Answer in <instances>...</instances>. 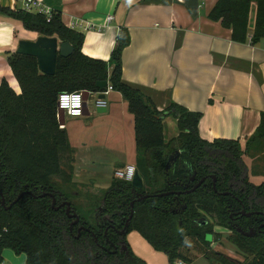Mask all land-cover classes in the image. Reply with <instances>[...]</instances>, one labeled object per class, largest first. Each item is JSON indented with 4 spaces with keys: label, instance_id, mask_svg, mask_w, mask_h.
<instances>
[{
    "label": "trees",
    "instance_id": "16d2710c",
    "mask_svg": "<svg viewBox=\"0 0 264 264\" xmlns=\"http://www.w3.org/2000/svg\"><path fill=\"white\" fill-rule=\"evenodd\" d=\"M253 2L257 11L250 42L257 44L264 40V0H217L209 17L231 29L233 41L245 43ZM0 16L74 47L70 56L58 55L53 75L41 72L33 56L16 51L7 58L22 92L16 93L6 79L0 83V259L5 248H12L26 254L27 264H147L128 243L127 235L136 231L165 253L169 264L192 263V249L212 262L234 264L210 249L208 236L219 240L224 234L251 258L243 264H264V181H251L244 160L263 150L264 112L245 145L234 139L209 141L200 134L201 111L178 103L160 111L123 79L122 54L130 43L129 32L118 37L106 61L83 53L85 34L69 28L60 12L48 17L0 4ZM103 81L121 92L135 117L136 167L144 186L113 176L101 195H86L84 204L77 205L73 198L81 194L69 192L74 149L60 124L58 97L63 91L106 92L108 87L98 86ZM167 116L177 118L180 130L169 141L164 137ZM57 176H62L61 183ZM202 179L191 193H172L192 189ZM46 192L55 194V206L51 196H42ZM141 194L152 196L139 200ZM63 201L71 202L70 213L61 206ZM242 211L260 213L242 216ZM238 227H254L256 233L248 237Z\"/></svg>",
    "mask_w": 264,
    "mask_h": 264
},
{
    "label": "crops",
    "instance_id": "0c3cea01",
    "mask_svg": "<svg viewBox=\"0 0 264 264\" xmlns=\"http://www.w3.org/2000/svg\"><path fill=\"white\" fill-rule=\"evenodd\" d=\"M42 1L60 12L69 28L74 24L72 29L85 34L83 53L89 57L108 61L118 37L129 32L130 43L122 54L123 79L160 111L172 103L201 111L199 130L204 139H234L245 145L256 134L264 112V40L254 45L250 42L256 2L252 4L248 40L239 43L233 41L231 29L209 17L217 0ZM0 4L24 10L22 0H0ZM109 16H113L111 21ZM41 35L17 20L0 16V78L13 74L7 58L17 51L19 42L35 41ZM108 67L112 72L113 65ZM107 89L106 93L88 94L83 117H69L77 123V138L68 131V116L64 125L74 149L73 181L83 185L93 181L103 189L110 186L117 169L136 165L138 159L135 117L128 101L110 83ZM101 94L108 107L89 109L90 97ZM163 124L166 141L179 135L177 118L167 116ZM244 160L251 181L262 183L264 158L248 155ZM127 240L133 253L147 264H169L168 256L156 251L139 232H130ZM2 258L9 264H27L26 254L12 248H5Z\"/></svg>",
    "mask_w": 264,
    "mask_h": 264
},
{
    "label": "water",
    "instance_id": "95a60500",
    "mask_svg": "<svg viewBox=\"0 0 264 264\" xmlns=\"http://www.w3.org/2000/svg\"><path fill=\"white\" fill-rule=\"evenodd\" d=\"M17 52L22 54V55L33 56V57L37 58L38 67H39L40 71L45 73V74H48V75H53L55 73V70H56V63H57L58 55H61L62 57H68L71 54H73L74 47L69 42H61L59 44L57 37H48V36L41 35L35 41L21 40L19 42ZM108 85H109L108 81H103V82L98 83L99 87H108ZM84 94H85V100H87L89 92L86 91V92H84ZM100 97L103 98L104 94H101ZM59 118H60V124L64 125L65 124L64 110H59ZM213 178L216 179L215 176ZM132 181H133L134 185H136L139 188L144 186L143 179L140 177L138 171L136 172ZM204 181H205V179H202L192 189H187L186 191H177V192H172V193H175L177 195L181 194V193H191V192L195 191L197 188H199L204 183ZM168 194H170V193H160V194H158V196H165ZM223 194H228V192L223 193ZM47 195L51 196L54 199L53 204L55 206V204L57 202L56 198H55V194L52 192H46L42 196H47ZM150 196H152V195L151 194H141L139 200H144ZM61 206H67V210L70 213V211H71V202L70 201H63ZM133 206H134V203H132V207ZM184 208H186V206ZM254 213H260V212L247 213L244 211L242 213V215L251 216ZM132 216H133V211H132L130 219L132 218ZM73 217H76L78 220V216L76 213L73 214ZM199 224L204 225V224H206V222H200ZM127 226H128V224H127ZM237 230L246 236H251L252 233L255 232V231L245 232L241 228H237ZM121 233L122 234L125 233V230H122ZM123 249L124 250L127 249L126 245L123 246Z\"/></svg>",
    "mask_w": 264,
    "mask_h": 264
},
{
    "label": "rangeland",
    "instance_id": "374dc122",
    "mask_svg": "<svg viewBox=\"0 0 264 264\" xmlns=\"http://www.w3.org/2000/svg\"><path fill=\"white\" fill-rule=\"evenodd\" d=\"M6 69H8V68H6ZM12 73L13 74H11V73H10V75L9 74L8 75L6 74L3 78H0V83L3 81V79H6V81L10 85L11 81L16 78V76H15V74L13 72V69H12ZM10 87H11V85H10ZM20 92H22V91L20 90ZM16 93H18V92H16ZM96 97H97L96 95H92L90 97V99L88 100V107L91 110H93L95 108V101L97 99ZM67 122H68L67 123L68 131H70V133H71V135L73 137H76L77 138V136H79V132H78L79 129L77 127V123L75 122L74 118L67 117ZM258 155H261L264 158V153L262 154L260 152L259 154H257V156ZM64 163L66 164L65 165V168L68 170V167H67L68 165L67 164H69V162H68V159L67 158L64 160ZM113 169H114V167L112 168V170L110 169L111 176H113ZM114 176L116 177V174H114ZM116 178H118V177H116ZM257 180H259V179H257ZM56 181H58L59 183H61L63 181L62 176H57L56 177ZM74 182L71 185L69 192L73 196H75L74 193H77V194L80 193L81 194V197H74L73 198L74 202L77 205L84 204V201H85L84 198H85L86 195H101L102 192L105 190L103 188H99V187L95 186V184L93 183V181L86 182V184H84V185L83 184H78L77 182L74 183ZM102 182H104V181H101V183ZM65 187L66 186H64V188ZM224 235L225 236H223L219 240H215V238L213 237V235H209L208 236V241L212 242L211 245H210V249L212 251L222 253L224 255V257H226L227 259H229L230 261H232L234 264H243V263H248L249 261H251V258L245 256L242 252H240L239 249H238V247L234 244V242L232 240H230L229 234H227V235L224 234ZM192 253L196 257L194 259V261H192L193 264H204V262H207V263L210 262L211 264H219V263L212 262V260L207 259L205 256L201 255L200 253H198L194 249H192Z\"/></svg>",
    "mask_w": 264,
    "mask_h": 264
},
{
    "label": "built area",
    "instance_id": "2783aa9c",
    "mask_svg": "<svg viewBox=\"0 0 264 264\" xmlns=\"http://www.w3.org/2000/svg\"><path fill=\"white\" fill-rule=\"evenodd\" d=\"M23 8L27 11H39L44 13L46 16L51 17L53 15V11L44 5L42 0H22ZM113 16H109L107 18L108 21H111ZM72 28L75 27L74 24L71 25ZM107 92V91H106ZM104 92V93H106ZM76 97H79L78 106ZM65 98L67 99V107H65ZM95 107L106 109L108 107V101L105 98L97 97L95 101ZM58 108L59 110H64L65 116L68 117H83L85 115L87 109V100H85L84 91L75 90V91H63L59 94L58 97ZM78 113V114H75ZM64 125H62L63 127ZM129 170L131 171V177L129 178ZM136 165H126L123 168L117 169L115 174L116 177L120 179H124L126 181H132L136 172ZM0 264H9L3 258L0 259ZM175 264H192L190 262H185L183 260H177Z\"/></svg>",
    "mask_w": 264,
    "mask_h": 264
},
{
    "label": "bare ground",
    "instance_id": "6f19581e",
    "mask_svg": "<svg viewBox=\"0 0 264 264\" xmlns=\"http://www.w3.org/2000/svg\"><path fill=\"white\" fill-rule=\"evenodd\" d=\"M11 87L16 91V92H20L21 87L20 84L17 82V80L13 79L10 83Z\"/></svg>",
    "mask_w": 264,
    "mask_h": 264
},
{
    "label": "flooded vegetation",
    "instance_id": "af4514ba",
    "mask_svg": "<svg viewBox=\"0 0 264 264\" xmlns=\"http://www.w3.org/2000/svg\"><path fill=\"white\" fill-rule=\"evenodd\" d=\"M243 212H244V211L241 212V215H242ZM245 212H246V211H245ZM247 213H251V212H247ZM254 214H255V213H254ZM252 215H253V214H252ZM252 215H251V216H252ZM242 216H244V215H242ZM263 225H264V224H263ZM263 225H262L261 227H263ZM238 228H241V227H238ZM241 229H242V228H241ZM237 231H238V230H237ZM243 231H245V232H252V231H255L254 233H252L251 236L255 235V233H256V230L254 229V227H253V228L250 227V229H248V230H244V229H243ZM245 236H246V235H245ZM251 236H248V237H251Z\"/></svg>",
    "mask_w": 264,
    "mask_h": 264
},
{
    "label": "clouds",
    "instance_id": "9594fccd",
    "mask_svg": "<svg viewBox=\"0 0 264 264\" xmlns=\"http://www.w3.org/2000/svg\"><path fill=\"white\" fill-rule=\"evenodd\" d=\"M76 100H77V106H78V101H79V97H76ZM65 107H67V99L65 98ZM75 114H78V113H75ZM131 171L132 170H129V178L131 177Z\"/></svg>",
    "mask_w": 264,
    "mask_h": 264
}]
</instances>
